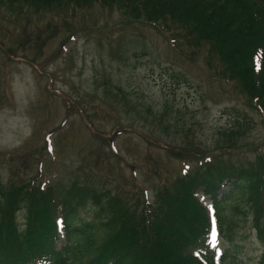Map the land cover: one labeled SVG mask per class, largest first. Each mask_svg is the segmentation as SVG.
Listing matches in <instances>:
<instances>
[{
	"label": "rangeland",
	"instance_id": "374dc122",
	"mask_svg": "<svg viewBox=\"0 0 264 264\" xmlns=\"http://www.w3.org/2000/svg\"><path fill=\"white\" fill-rule=\"evenodd\" d=\"M174 38L160 24L129 21L120 6L38 11L0 0V192L27 187L26 197L40 186L65 196L74 188L91 197L81 220L98 224L109 221V199L140 214L158 191H180L184 176L206 172L202 157L260 170L264 110L239 83L210 72L216 57L207 45ZM29 215L28 201L15 210L21 232ZM258 216L253 207L230 218V231L223 230L232 241L217 225L213 244L236 251L243 264H261ZM102 242L99 234L96 246Z\"/></svg>",
	"mask_w": 264,
	"mask_h": 264
},
{
	"label": "trees",
	"instance_id": "16d2710c",
	"mask_svg": "<svg viewBox=\"0 0 264 264\" xmlns=\"http://www.w3.org/2000/svg\"><path fill=\"white\" fill-rule=\"evenodd\" d=\"M22 1L38 11L95 3L120 6L129 21L160 24L194 48L207 45L209 54L216 57V63L208 64L210 72L216 68L227 85L239 83L242 94L264 110V0ZM240 130L232 133L233 145ZM215 160L204 164L205 173L184 176L188 180L180 191H158L155 203L143 205L140 214L121 200L109 199L105 209L109 221L98 224L81 220V207L90 195L74 188L65 196L53 187L40 186L26 197L27 187L0 192V264H70L75 260L79 264H242L236 251L229 247L219 251L210 241L211 220L200 195L209 199L222 238L232 241L223 230L230 231V218L255 207L258 220L264 223V165L257 170ZM92 198L101 202L97 196ZM27 201L30 215L21 232L15 210ZM99 234L103 242L96 246ZM260 239L264 244V231ZM93 249L86 261V251Z\"/></svg>",
	"mask_w": 264,
	"mask_h": 264
}]
</instances>
